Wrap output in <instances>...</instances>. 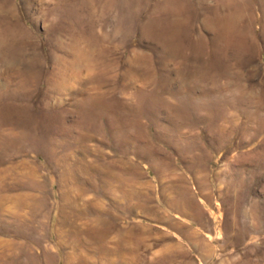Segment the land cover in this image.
Returning <instances> with one entry per match:
<instances>
[{"label":"rangeland","instance_id":"374dc122","mask_svg":"<svg viewBox=\"0 0 264 264\" xmlns=\"http://www.w3.org/2000/svg\"><path fill=\"white\" fill-rule=\"evenodd\" d=\"M0 264H264V0H0Z\"/></svg>","mask_w":264,"mask_h":264}]
</instances>
